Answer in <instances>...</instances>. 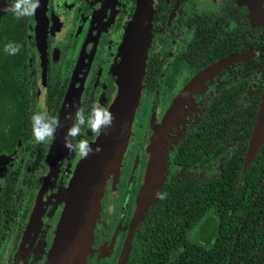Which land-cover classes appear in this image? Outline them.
Wrapping results in <instances>:
<instances>
[{
  "label": "flooded vegetation",
  "instance_id": "1",
  "mask_svg": "<svg viewBox=\"0 0 264 264\" xmlns=\"http://www.w3.org/2000/svg\"><path fill=\"white\" fill-rule=\"evenodd\" d=\"M149 1L153 19L144 91L145 97L154 94L155 105L148 114L142 104L140 144L101 194L92 247L82 264H135L141 255L140 227L152 206L139 219V195L156 135L165 139L164 183L180 179L188 166L177 161L179 145L202 126L209 105L231 108L219 100L241 97L251 109L264 97V51L255 49L264 18L254 22L241 0ZM141 2L40 0L34 15L17 19L7 10L14 0H0V264H46L65 206L60 213L52 207L70 174L63 167L83 159L64 146L68 130L78 109L88 116L94 104L108 109L113 104L128 30ZM237 55L245 56L236 61ZM181 96L178 116L163 129ZM44 110L60 125L53 141L37 143L32 116ZM255 125L212 159L209 175L220 174L231 152L245 154V163ZM98 136L85 128L73 143L87 139L92 145ZM207 225L195 227L190 238L204 244L211 238Z\"/></svg>",
  "mask_w": 264,
  "mask_h": 264
},
{
  "label": "trees",
  "instance_id": "2",
  "mask_svg": "<svg viewBox=\"0 0 264 264\" xmlns=\"http://www.w3.org/2000/svg\"><path fill=\"white\" fill-rule=\"evenodd\" d=\"M255 49L264 51V27L257 30ZM147 68L144 82L148 62ZM242 102L232 97L219 100L231 108L209 105L202 126L180 143L177 161L188 169L164 183L148 210L135 264H184L185 258L190 264H264V142L248 165L236 151L224 158L218 176L208 173L226 144L256 124L260 99L251 109ZM205 221L213 222L214 232L202 244L189 233Z\"/></svg>",
  "mask_w": 264,
  "mask_h": 264
},
{
  "label": "water",
  "instance_id": "3",
  "mask_svg": "<svg viewBox=\"0 0 264 264\" xmlns=\"http://www.w3.org/2000/svg\"><path fill=\"white\" fill-rule=\"evenodd\" d=\"M259 9L254 8L257 19L262 23L264 10L262 0H255ZM253 12V9L251 10ZM153 19L152 2L142 0L128 30L123 59L118 69V94L109 111L114 120L110 127L101 130L91 147L94 150L77 165L64 197V209L58 224L53 246L46 264H82L87 258L98 218L100 199L109 176L119 173L134 119L140 103L147 69L151 43ZM245 55L233 59L243 60ZM184 97L178 98L167 114L163 126H169L179 114ZM160 134L153 139L146 180L139 195L138 218L141 219L149 207L158 200L165 182L166 155L164 138ZM264 142V97L260 104L254 136L246 159L248 165ZM100 146L101 151L95 149ZM84 171V172H83Z\"/></svg>",
  "mask_w": 264,
  "mask_h": 264
},
{
  "label": "clouds",
  "instance_id": "4",
  "mask_svg": "<svg viewBox=\"0 0 264 264\" xmlns=\"http://www.w3.org/2000/svg\"><path fill=\"white\" fill-rule=\"evenodd\" d=\"M39 2L40 0H14V4L10 5L7 10L11 11L17 19H21L25 16L34 15L36 9L39 7ZM19 47V45L16 46L15 51H19ZM5 50H8V46H6ZM113 120L114 116L109 109L98 103L93 105L88 116H85L83 108L78 109L75 121L68 130L64 146L70 152L75 151L81 158H86L94 151L89 141L81 139L74 144L73 139L80 136L85 128L90 129L94 135L98 136L103 128L112 125ZM59 125L60 121L58 117L50 116L47 110L37 112L32 116V130L35 141L37 143L53 141ZM95 151H101L100 146H97Z\"/></svg>",
  "mask_w": 264,
  "mask_h": 264
},
{
  "label": "rangeland",
  "instance_id": "5",
  "mask_svg": "<svg viewBox=\"0 0 264 264\" xmlns=\"http://www.w3.org/2000/svg\"><path fill=\"white\" fill-rule=\"evenodd\" d=\"M241 2L244 5L249 7L250 13H251V17H252L253 21L256 22V23H259L260 21H259V19H257L258 15L254 11V8H256V6H257V9H259V6H258V4H256L255 0H241ZM252 9H253V12L251 11ZM261 9H262V11L264 10V0H262V2H261ZM166 93H167V90L165 88V89L162 90L160 96L158 97L160 105L164 104V102L166 101ZM144 98H145V100H144ZM143 100H144V103H143ZM142 104L145 105L144 108H147L148 114L151 113L152 106L155 105L154 94L153 93H149V94L146 93V97H145L144 87H143V90H142L140 103L138 105L136 116H135V119H134L133 130L131 132V136H130V139H129V144L127 146L125 154L122 157L123 160H122V163L120 165L119 173L117 175L120 174V172L122 170V167L124 166L123 164H125L128 156H129V158H132L133 150L137 148L138 144H140V140L141 139L139 138L140 135L138 133V131H139L138 127L140 125L138 126V122L137 121L141 117V116H139V112L141 110V107L143 106ZM136 126H138V127L136 128ZM69 164H70V162H69ZM77 165H75V166L72 165L71 167L68 165V166L63 167L64 172H65V170L67 171V168L69 167L70 168V174L68 175V178L66 177L65 185L63 187H61V189L60 188L58 189L59 191H58V193H56V196H55L56 197V202L53 201V203H52V207L57 213L61 212V208H62L61 204L64 203V197H65L66 190H67V188L69 186V183H70V181H71V179H72V177H73V175L75 173ZM111 177L112 176H109L107 178V180L105 182V187H104V189L102 191V195H103L104 192L107 191V188H108L107 185L109 184V180L111 179ZM208 222H209V225H207V229H206V233H205L207 238H209L214 232V224H213V222L212 221H208ZM95 226H96V224H95ZM94 229H95V227H94ZM93 237H94V235H93ZM91 247H92V245H91Z\"/></svg>",
  "mask_w": 264,
  "mask_h": 264
},
{
  "label": "bare ground",
  "instance_id": "6",
  "mask_svg": "<svg viewBox=\"0 0 264 264\" xmlns=\"http://www.w3.org/2000/svg\"><path fill=\"white\" fill-rule=\"evenodd\" d=\"M84 172V171H83Z\"/></svg>",
  "mask_w": 264,
  "mask_h": 264
}]
</instances>
